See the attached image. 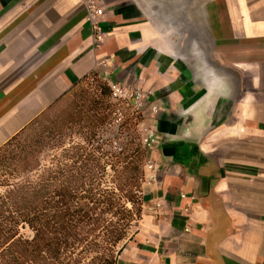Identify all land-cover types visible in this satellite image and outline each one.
<instances>
[{
    "label": "crops",
    "instance_id": "0c3cea01",
    "mask_svg": "<svg viewBox=\"0 0 264 264\" xmlns=\"http://www.w3.org/2000/svg\"><path fill=\"white\" fill-rule=\"evenodd\" d=\"M92 74L157 138L117 264H264V0H0V148Z\"/></svg>",
    "mask_w": 264,
    "mask_h": 264
},
{
    "label": "trees",
    "instance_id": "16d2710c",
    "mask_svg": "<svg viewBox=\"0 0 264 264\" xmlns=\"http://www.w3.org/2000/svg\"><path fill=\"white\" fill-rule=\"evenodd\" d=\"M111 95L92 74L57 102L70 112L46 119L51 107L0 148V264H117L143 218L149 151L142 115ZM126 116L131 139H105Z\"/></svg>",
    "mask_w": 264,
    "mask_h": 264
},
{
    "label": "rangeland",
    "instance_id": "374dc122",
    "mask_svg": "<svg viewBox=\"0 0 264 264\" xmlns=\"http://www.w3.org/2000/svg\"><path fill=\"white\" fill-rule=\"evenodd\" d=\"M102 80L105 82V84L110 88V85H109V82H107L106 80H104L102 78ZM92 87L91 90H95V86H93V83H91ZM111 90V89H110ZM111 100L112 102L116 103V104H121L122 107L124 108H128L127 106L131 105L132 107L131 108V112H137V114H141L142 115V125L141 127H139V132L141 134V137L143 140H145L149 135H150V132L151 131V128L150 127H147L145 128L143 126V113L141 112V109L138 110L136 109L135 105L133 104L132 102V99L130 98H127V99H121V100H115L112 98V95H111ZM124 103V105H122ZM71 108H72V105H71V101H70V98L69 99H66L58 104L55 105V107L51 110V111H48L47 114H46V119H55V117L57 115H59L61 112H63V114L67 113V112H70L71 111ZM129 112V111H127ZM134 114V113H132ZM129 118H134V121L135 119L137 118V115L134 117L133 115H130V112H129ZM127 119V116L125 118L122 119V122H119L117 121V123L111 127H106L104 129V138L105 139H113L115 137H118V138H121V140L119 141V143H123L125 142V138L127 135H129V139H131L132 135H133V131L132 130H128L127 127L129 124H127L126 126L122 127V131L119 130V126L123 123L124 120ZM115 143V141H114ZM143 144H144V141H143ZM116 145V143L114 144ZM114 147H111L109 149H114ZM149 151V160H150V151L152 150L151 148L147 149ZM145 172H146V169H145ZM146 178H147V174H146ZM146 181V179H145ZM2 190L0 189V192ZM136 229V228H135ZM135 229L132 231L131 233V236L133 235V233L135 232ZM21 234L26 237V238H31L33 236L32 232L28 229V228H23L21 230Z\"/></svg>",
    "mask_w": 264,
    "mask_h": 264
},
{
    "label": "built area",
    "instance_id": "2783aa9c",
    "mask_svg": "<svg viewBox=\"0 0 264 264\" xmlns=\"http://www.w3.org/2000/svg\"><path fill=\"white\" fill-rule=\"evenodd\" d=\"M92 8H94V6H92ZM95 9V8H94ZM95 16H102L103 15V9H96ZM110 85V89H111V93H112V98L115 100H121V99H127L130 98L132 99L133 104L135 105L136 109L140 110L143 106V100H144V94L142 92H134V93H130L128 92L125 88L121 87L120 85L117 84H109ZM155 111V109H154ZM157 140L156 136L154 135L153 132L150 133V135L144 140V146L146 149H150L153 147V144L155 143V141ZM146 169V174L149 172H152L154 169V164L148 160L145 166ZM183 198H185V196H182ZM156 209L160 210L161 209V205L157 204L156 205Z\"/></svg>",
    "mask_w": 264,
    "mask_h": 264
}]
</instances>
